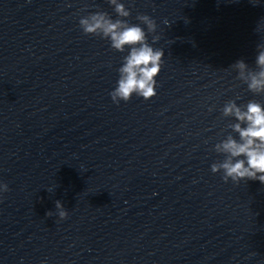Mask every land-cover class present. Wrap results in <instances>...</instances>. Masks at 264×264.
Returning <instances> with one entry per match:
<instances>
[{"label":"clouds","instance_id":"obj_1","mask_svg":"<svg viewBox=\"0 0 264 264\" xmlns=\"http://www.w3.org/2000/svg\"><path fill=\"white\" fill-rule=\"evenodd\" d=\"M115 5L116 13L121 17L130 15L124 4L117 0H110ZM147 26L148 32L156 31V22L147 15L137 17ZM80 25L86 34L102 33L104 38L111 41V47L123 52L125 46H130L129 54L124 58L123 65L119 68L120 78L117 87L110 93L115 103L121 100L127 102L134 93L148 100L156 95V77L161 71L164 52L154 49L148 42L145 30L139 25H127L119 19L113 21L104 13H95L90 18H82ZM159 39L153 36V42ZM258 72H248L245 75L247 65L238 61L234 67L240 72V77L247 81L252 92H264V50L259 52L256 59ZM225 115H234L240 122L233 125V129L239 133L240 141L229 137L222 145H217L218 151L229 154V158L219 166L212 165V172L224 169L225 181L230 177L234 182L240 180H259L264 184V107L259 103L250 101L246 110H241L235 102H231L224 108ZM242 124L245 126L242 127ZM244 157V159L232 158ZM6 184L0 185V192H7ZM57 208L61 204L57 201ZM61 218L67 213L60 211Z\"/></svg>","mask_w":264,"mask_h":264}]
</instances>
